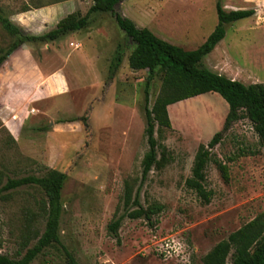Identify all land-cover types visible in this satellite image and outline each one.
<instances>
[{
	"label": "rangeland",
	"instance_id": "rangeland-1",
	"mask_svg": "<svg viewBox=\"0 0 264 264\" xmlns=\"http://www.w3.org/2000/svg\"><path fill=\"white\" fill-rule=\"evenodd\" d=\"M244 2L234 0L230 10L255 13L226 26L225 57L230 62L215 67L232 69L245 85L264 83V2L256 1L257 7ZM92 4L0 0V14L26 34L40 36L71 13L85 16ZM200 5L201 10L173 4L191 14V28L198 25L186 35L195 40V48L218 25L217 2ZM185 30L177 34L173 27L166 37L176 42ZM12 42L0 23V52ZM134 47L113 14L93 13L88 28L54 42L28 43L0 68V187L8 179L43 177L51 170L67 177L59 231L66 250L52 245L32 264H71L66 251L74 264H204L218 243L264 214V148L244 117L211 150L213 161L206 168L210 202L186 186L199 146H207L222 130L229 112L217 93L169 107L172 129L161 137L156 132V138L168 148L171 161L143 179L142 162L149 150L147 72L129 67ZM161 87L159 74L150 89V109ZM214 160L229 167L228 182ZM128 190L132 201L138 196L145 208L160 206L162 211L150 221L125 217L114 236L108 226L126 213ZM45 202L43 190L35 186L0 196V254L19 259L35 245L45 229Z\"/></svg>",
	"mask_w": 264,
	"mask_h": 264
},
{
	"label": "trees",
	"instance_id": "trees-1",
	"mask_svg": "<svg viewBox=\"0 0 264 264\" xmlns=\"http://www.w3.org/2000/svg\"><path fill=\"white\" fill-rule=\"evenodd\" d=\"M123 0H93V4L85 16L80 12L71 13L58 22L55 29L40 36L26 34L21 27L0 14L3 29L13 37L8 48L0 52V68L18 49L28 43H50L71 33L79 32L89 27V19L93 13L113 14L116 24L135 44L129 55L128 64L134 71H146L145 83V115L147 121L146 136L149 150L144 156L143 179L153 169H162L171 161L168 148L156 138L165 130L172 129L168 108L176 103L208 93H217L229 106L223 128L217 132L208 145H200L192 167V176L186 180L188 189L194 191L204 202L209 203L212 192L206 188V168L213 161L211 150L223 140V136L241 118L248 119L264 148V83L245 85L217 74L206 67L204 58L226 37V26L248 19L254 15L253 10L226 11L221 2L217 3L218 25L207 40L196 50L186 51L155 35L147 28L138 27L132 20L116 12L117 6ZM162 76L161 92L155 100L152 109L149 107L150 89L155 78ZM225 182L230 179L227 164L214 160ZM66 175L51 170L43 177L28 176L20 179H8L0 187V196L4 192L23 186L41 188L45 194V229L35 245L28 248L19 259H13L0 254V264H32L45 249L59 245L63 249L60 238V221L64 211L62 190ZM138 207L135 210L129 206ZM125 214L115 219L108 226L109 231L118 236V230L125 217L129 219L151 220L154 214L162 211L160 206L145 208L139 202L138 196L132 201V191L128 190ZM66 250V249H65ZM69 261L73 258L66 251ZM230 261V262H229ZM204 264H264V214L231 233L229 237L218 243L204 258Z\"/></svg>",
	"mask_w": 264,
	"mask_h": 264
},
{
	"label": "crops",
	"instance_id": "crops-1",
	"mask_svg": "<svg viewBox=\"0 0 264 264\" xmlns=\"http://www.w3.org/2000/svg\"><path fill=\"white\" fill-rule=\"evenodd\" d=\"M205 1L206 0H123L117 7L120 10L119 11L120 15L132 20L133 22H135V24L138 27L147 28L150 31H152L155 35H157L159 38L163 40L165 39V41L173 45H176L178 47H181L186 51H193L198 49L207 40V38L210 35L207 38L202 39L203 43L199 47L197 48L193 47L192 45L196 44L195 40L189 41L186 35L189 33L190 30L197 28L198 25L196 24L195 28H191V26H194L193 23L189 24L190 21L192 20V17H190L191 14L189 15V13L179 12L178 7L173 8V4L175 2L181 4L186 3V4H190L191 6H195L199 10H201L202 7L200 4ZM213 1H216L217 3L224 2L223 5L225 6V8L230 10L234 0H213ZM244 1L247 2L246 5H253L255 4L256 1L264 2V0H244ZM255 7H257L256 4ZM233 10L235 9H232V11ZM180 19H188V21L186 23H183L180 21ZM185 26H186V30L184 32L183 38L176 37L178 39L176 40V42H174L172 41L174 40V37H170V36L166 37V34H169L170 30L171 29L173 30V27H174V31L177 30V34H178L179 33L178 31L180 29L182 28L185 29ZM226 37H227V31H226ZM225 38L215 47V49L210 54H208L204 58V64L208 69H210L211 71L217 74L224 75L231 80H236V81L238 80L242 82L239 78L237 79L234 77L232 69L231 70L227 69V71L225 72V71H218L217 67H215L216 65L218 67L222 66L224 62H230V59L225 57L226 49H228L227 45L226 46L224 45ZM187 45L193 48L190 49V47H187ZM232 65L233 64L231 63V66Z\"/></svg>",
	"mask_w": 264,
	"mask_h": 264
},
{
	"label": "built area",
	"instance_id": "built-area-1",
	"mask_svg": "<svg viewBox=\"0 0 264 264\" xmlns=\"http://www.w3.org/2000/svg\"><path fill=\"white\" fill-rule=\"evenodd\" d=\"M261 13V12H260ZM264 13V12H263ZM261 15H263V14H261ZM260 19H262V17L260 16ZM78 47V46H77Z\"/></svg>",
	"mask_w": 264,
	"mask_h": 264
}]
</instances>
